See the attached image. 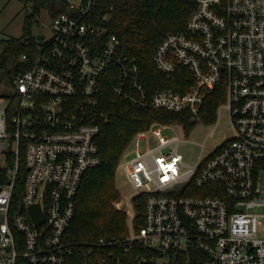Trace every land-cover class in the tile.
Wrapping results in <instances>:
<instances>
[{
	"label": "built area",
	"instance_id": "obj_1",
	"mask_svg": "<svg viewBox=\"0 0 264 264\" xmlns=\"http://www.w3.org/2000/svg\"><path fill=\"white\" fill-rule=\"evenodd\" d=\"M194 1L187 31L168 33L153 54L167 78L188 70L185 92H151L120 38L93 22V0H67L69 11L51 18V37H35L34 54L0 68L8 179L0 185V264H264V0ZM107 79L121 101L188 112L194 129H214L193 164L179 147L197 143L164 134L179 126L189 136L183 124L137 132L117 167L130 192L113 202L127 215V236L68 242L84 176L104 161L97 138L110 120L102 110ZM219 85L225 102L207 124L201 109ZM224 116L230 127L208 150ZM142 196L144 223L136 225ZM37 203L44 221L35 225L29 209Z\"/></svg>",
	"mask_w": 264,
	"mask_h": 264
},
{
	"label": "trees",
	"instance_id": "obj_2",
	"mask_svg": "<svg viewBox=\"0 0 264 264\" xmlns=\"http://www.w3.org/2000/svg\"><path fill=\"white\" fill-rule=\"evenodd\" d=\"M23 1L31 4L32 10L26 16L22 39L11 40L4 46L0 44V68L3 70H8L9 65L14 64L23 53L34 54L36 38L32 34V26L43 10L51 18L69 11L67 0ZM194 9V0H93V22L107 25L110 35L120 38L124 53L138 61L143 82L151 92L168 88L185 92L192 81L188 70L180 67L171 78H167L155 66L153 54L168 33L187 31ZM105 15L111 16L109 22L103 21ZM20 71H25V68H15L16 73ZM112 84L113 81L108 79L102 84V110L110 115V120L102 124L97 138L104 161L102 166L89 170L84 176L76 214L66 234L68 242L127 236V215L118 210L113 202L121 195L116 187V170L133 136L155 123L183 124L188 135L196 125L188 112L141 110L121 101L113 95ZM223 102L225 89L219 85L207 96L201 109L202 119L207 124L215 122L217 109ZM25 175L22 162L20 183H23ZM7 180V171L0 168V185ZM144 201L145 196L136 200V225L144 223ZM82 261L80 258V263Z\"/></svg>",
	"mask_w": 264,
	"mask_h": 264
},
{
	"label": "rangeland",
	"instance_id": "obj_3",
	"mask_svg": "<svg viewBox=\"0 0 264 264\" xmlns=\"http://www.w3.org/2000/svg\"><path fill=\"white\" fill-rule=\"evenodd\" d=\"M32 10L31 4H26L23 0H2L0 1V44L6 45L11 40H20L24 35V24L28 13ZM51 17L46 10H43L37 17V21L32 26V34L34 37H46L49 38L52 35L51 29ZM12 66V65H9ZM230 127L229 120L224 116L221 120L217 133L213 139L207 140V149L209 150L215 144H217L223 136L227 133V129ZM214 129V126L206 127L202 124H198L197 127L191 132L189 136H186L181 127L175 126L172 130H167L164 134L167 137L179 136L181 138H187L189 141L196 142L186 143L182 142L179 147V152L184 156L187 163L193 164L196 162L198 155L201 152V147L198 144L203 143L207 136ZM116 187L120 194L123 196L130 192L129 187L123 180L121 173L116 170ZM121 196V195H120ZM259 210H256L258 212Z\"/></svg>",
	"mask_w": 264,
	"mask_h": 264
},
{
	"label": "water",
	"instance_id": "obj_4",
	"mask_svg": "<svg viewBox=\"0 0 264 264\" xmlns=\"http://www.w3.org/2000/svg\"><path fill=\"white\" fill-rule=\"evenodd\" d=\"M29 211L35 225H38L44 221V215L40 203L31 206Z\"/></svg>",
	"mask_w": 264,
	"mask_h": 264
}]
</instances>
